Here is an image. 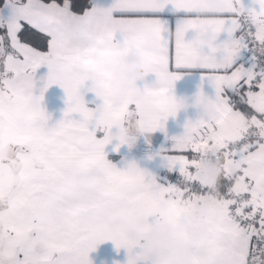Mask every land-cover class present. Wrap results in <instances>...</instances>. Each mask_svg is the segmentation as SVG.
Returning a JSON list of instances; mask_svg holds the SVG:
<instances>
[{
    "label": "snow or ice",
    "instance_id": "obj_1",
    "mask_svg": "<svg viewBox=\"0 0 264 264\" xmlns=\"http://www.w3.org/2000/svg\"><path fill=\"white\" fill-rule=\"evenodd\" d=\"M132 46L153 83L112 77ZM192 70L213 88L201 84L199 106L174 93ZM52 85L67 97L55 122L43 104ZM85 92L102 102L90 107ZM189 106L197 118L151 154L163 175L107 158L114 139L131 147ZM0 138L11 150L0 264H93L108 240L126 264H264V0H0ZM78 174L92 180L87 200Z\"/></svg>",
    "mask_w": 264,
    "mask_h": 264
},
{
    "label": "crops",
    "instance_id": "obj_2",
    "mask_svg": "<svg viewBox=\"0 0 264 264\" xmlns=\"http://www.w3.org/2000/svg\"><path fill=\"white\" fill-rule=\"evenodd\" d=\"M103 2L107 3L108 0H103ZM46 72V68L39 70L40 75ZM155 79V74H149L145 80L139 83L143 87L145 82L153 83ZM202 83L206 92L211 93L213 91L209 82L202 81L199 70H192L176 82L174 93L178 97L191 96L199 89ZM66 99V93L59 85H52L46 91L43 104L52 115V122L59 120L63 116V110L67 107ZM85 100L90 107H95L96 104L102 102L93 92H85ZM197 116L198 109L193 106L181 109L176 116L168 118L165 130L158 129L147 137L140 135L131 147L125 144L121 145L117 150L116 144L118 141L114 139L105 146L107 158L116 164L118 168H123L128 162L135 160L141 167L148 168L159 175L161 169H164L162 161L160 157L151 156V154L159 151L162 147H168L172 143L170 137L181 134L184 131V125L187 120L195 119ZM145 148H148V150H145ZM89 256L93 264H126L128 250L124 247L117 249L115 243L108 240L99 244L95 250L90 252Z\"/></svg>",
    "mask_w": 264,
    "mask_h": 264
},
{
    "label": "clouds",
    "instance_id": "obj_3",
    "mask_svg": "<svg viewBox=\"0 0 264 264\" xmlns=\"http://www.w3.org/2000/svg\"><path fill=\"white\" fill-rule=\"evenodd\" d=\"M76 43L81 47H89L90 42L88 41H76ZM144 55L142 49L132 46L130 52L122 55L116 68L111 72L112 77L119 81L120 83L128 86H136L145 76L144 72ZM186 102L199 106L202 103V97L196 91L191 96H186ZM11 150L6 146L5 141L0 138V159H5ZM203 167L213 174H217L220 169L218 162H208L203 163ZM71 183L75 185V191L78 197L83 200H87L91 195L92 180L86 174L74 175L71 178ZM11 177L9 171L5 170L0 172V186L5 189V192L10 191ZM196 215H200L199 210ZM181 230L190 227V221L186 218L179 220L177 225ZM148 240L156 242L158 237L156 234H149L147 236ZM159 242L168 248H173L176 251L183 253L186 251V246L178 244L175 240H169L167 238H161Z\"/></svg>",
    "mask_w": 264,
    "mask_h": 264
},
{
    "label": "built area",
    "instance_id": "obj_4",
    "mask_svg": "<svg viewBox=\"0 0 264 264\" xmlns=\"http://www.w3.org/2000/svg\"><path fill=\"white\" fill-rule=\"evenodd\" d=\"M145 150H148V148H145ZM164 172H166V169L164 168V169H161V171H160V174L159 175H163L164 174Z\"/></svg>",
    "mask_w": 264,
    "mask_h": 264
}]
</instances>
